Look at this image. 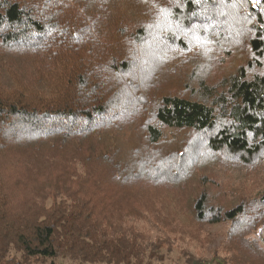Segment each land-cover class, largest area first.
<instances>
[{"label":"trees","instance_id":"16d2710c","mask_svg":"<svg viewBox=\"0 0 264 264\" xmlns=\"http://www.w3.org/2000/svg\"><path fill=\"white\" fill-rule=\"evenodd\" d=\"M137 1L0 0V264H165L183 237L197 240L194 229L165 222L136 198L158 184L172 155L136 159L116 141L126 111L152 103L130 78L144 66L142 49L180 19L194 30L232 23L230 6L242 8L252 58L220 89L200 80L201 98L154 101L142 124L150 147L168 128L204 134L212 151L246 163L264 151V0H142L148 10L138 15ZM162 2L169 15L160 22ZM134 197L130 210L119 207ZM188 206L194 223L230 226L210 258L181 249L179 264H264V238L252 235L264 193L222 206L203 190Z\"/></svg>","mask_w":264,"mask_h":264},{"label":"rangeland","instance_id":"374dc122","mask_svg":"<svg viewBox=\"0 0 264 264\" xmlns=\"http://www.w3.org/2000/svg\"><path fill=\"white\" fill-rule=\"evenodd\" d=\"M251 2L255 3L256 0ZM148 5L153 7V1ZM161 5L166 13L159 18L160 22H163L165 20L163 17L169 15L167 12L169 8L166 7L168 6L166 2H162ZM126 6H121L120 9ZM235 6H230V16L234 18L232 23L228 19L217 23L209 22L202 28H194V31L193 27L183 26L184 20L180 19L178 24L172 23L171 34L167 38L164 34L159 38L153 35L142 49L145 55L144 66L138 68V73L130 75V78L140 86L139 91L146 93L152 103L146 104V110L141 108L136 113L126 111L122 127L118 131L117 143L125 149L129 157L136 159L158 155L157 153L171 154L173 157L169 168L156 173L160 180L157 181L158 184L148 185L146 189L137 193L136 198L145 204L147 211L159 214L166 219L165 222L174 218L184 229H194L199 235L197 240L192 242L183 237L182 242L168 253L165 264H179L176 258L178 254L181 256V249L182 252L188 251L195 256L210 258L212 251L225 239L230 226L228 221L215 224L194 223L188 206L193 196L204 190L210 198V204L231 206L242 200L253 201L264 193V151L254 156L250 163H246L224 150L212 151L206 145L204 134L168 128H162L163 141L158 146L150 147L149 139L142 127L145 121L152 119L149 112L153 111L155 106L153 103L161 95L176 94L193 99L201 98L197 88L200 80L205 81L207 85H216L220 89L219 85L225 76L252 58L248 46L251 16H248V13L243 14V9ZM144 8L147 9L144 1L139 0L131 10L135 12ZM159 10L161 8L157 9V12ZM209 19L212 20V17L209 16ZM212 31L218 33L210 36L203 33ZM111 38L114 39V36ZM122 44L121 50L124 51L126 45ZM134 203L135 197L120 203L119 207L125 206L130 210ZM261 221L252 235L264 238V219ZM49 262V259H45L35 264ZM54 264L90 263H76L58 257L54 259Z\"/></svg>","mask_w":264,"mask_h":264}]
</instances>
